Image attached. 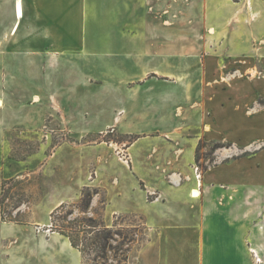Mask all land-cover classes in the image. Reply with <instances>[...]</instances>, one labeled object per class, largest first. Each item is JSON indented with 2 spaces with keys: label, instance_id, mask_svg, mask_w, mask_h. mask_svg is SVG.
<instances>
[{
  "label": "crops",
  "instance_id": "1",
  "mask_svg": "<svg viewBox=\"0 0 264 264\" xmlns=\"http://www.w3.org/2000/svg\"><path fill=\"white\" fill-rule=\"evenodd\" d=\"M247 57L264 64V0H0V156L15 133L52 130L65 112L73 126L62 130L85 134L77 116L89 99L64 89H107L86 113L100 135L127 125L119 135L133 139L126 160L112 146L97 156L108 216L165 233L152 257L161 264H264V79L220 80L225 63ZM150 115L155 128L133 134L129 121ZM202 141L251 154L225 163L216 153L198 179ZM27 229L4 221L0 205V261L81 264L69 238Z\"/></svg>",
  "mask_w": 264,
  "mask_h": 264
},
{
  "label": "rangeland",
  "instance_id": "2",
  "mask_svg": "<svg viewBox=\"0 0 264 264\" xmlns=\"http://www.w3.org/2000/svg\"><path fill=\"white\" fill-rule=\"evenodd\" d=\"M178 28L183 30L181 26ZM251 60L248 57L242 59L240 67L236 61L233 64L225 63L220 80L229 82L234 79H264V64ZM120 77H124L123 74L112 77V80ZM64 90L69 93L70 100L74 99L73 95L89 99V102L81 104L89 112V109L95 108L94 102L90 103L91 95L103 97L108 92L107 89L97 91L84 87ZM117 90L116 93L120 95V91L126 96L125 90ZM260 104L264 106V98L260 100ZM99 105L105 106L97 103L96 107ZM65 106L72 110V103H65ZM85 110L84 114L82 110L77 116L78 123L86 129L83 135L62 130L65 126H73L65 112V118L57 120L58 125L52 130L45 127L31 135L18 132L11 137L14 141L13 149L2 151L0 156V205L3 220L23 226L26 224L27 230L30 229L37 238H48L54 233L64 238L71 237L81 252V264H161L158 258L154 260L152 257L153 254H160L161 241L164 243L166 234L149 232L142 218L136 216H108V168L101 169L95 165L98 155L105 157L107 148L104 146L109 149L117 147L116 156L126 160L127 147L133 139L119 134L130 128L124 125L119 130L100 135L99 126L95 125L91 113H86ZM129 122L134 124L131 127L133 134H137L142 128L151 131L156 125L154 115L147 117L146 123L140 127L137 121ZM98 144L103 147H97ZM216 153L221 157L219 162L225 163L251 154L230 142L202 141L194 165L197 175L201 177L204 171L216 163ZM98 170L99 177L96 176ZM147 192L148 195L154 194L152 197L159 196L156 191ZM89 194L92 202L94 198L98 199V204L93 208L92 202L86 208ZM149 200H152L151 197ZM22 232L24 233V229ZM18 248L16 245L14 249H10L12 257L17 255L15 252ZM5 259L2 257L0 264H12L4 262ZM65 261L72 264V257L66 256ZM173 262L177 264V261L170 264H174Z\"/></svg>",
  "mask_w": 264,
  "mask_h": 264
},
{
  "label": "trees",
  "instance_id": "3",
  "mask_svg": "<svg viewBox=\"0 0 264 264\" xmlns=\"http://www.w3.org/2000/svg\"><path fill=\"white\" fill-rule=\"evenodd\" d=\"M87 197L88 198H87L86 208H89L91 206L92 197L90 194ZM68 238L71 240L73 247L78 248V244L76 243V241L72 240L71 237H68Z\"/></svg>",
  "mask_w": 264,
  "mask_h": 264
},
{
  "label": "bare ground",
  "instance_id": "4",
  "mask_svg": "<svg viewBox=\"0 0 264 264\" xmlns=\"http://www.w3.org/2000/svg\"><path fill=\"white\" fill-rule=\"evenodd\" d=\"M197 190L192 191V196L193 197H199L200 193L198 192V194L196 193ZM195 195V196H194Z\"/></svg>",
  "mask_w": 264,
  "mask_h": 264
},
{
  "label": "built area",
  "instance_id": "5",
  "mask_svg": "<svg viewBox=\"0 0 264 264\" xmlns=\"http://www.w3.org/2000/svg\"><path fill=\"white\" fill-rule=\"evenodd\" d=\"M197 177L199 178L200 176H199V175H197ZM150 196H154V194H152V193H151V195H150Z\"/></svg>",
  "mask_w": 264,
  "mask_h": 264
}]
</instances>
